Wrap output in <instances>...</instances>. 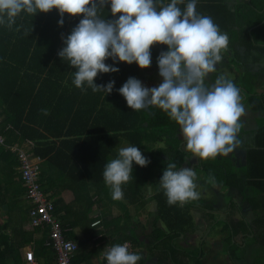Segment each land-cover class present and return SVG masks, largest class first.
I'll return each instance as SVG.
<instances>
[{
	"label": "trees",
	"instance_id": "obj_1",
	"mask_svg": "<svg viewBox=\"0 0 264 264\" xmlns=\"http://www.w3.org/2000/svg\"><path fill=\"white\" fill-rule=\"evenodd\" d=\"M188 2L189 0H184V3L179 4L178 7L183 11ZM167 3H170V0H157L158 7L160 4ZM251 4L253 6L244 1L242 9L237 8L235 9L237 11H229L223 4V0H197L196 11L199 14L210 16L219 28L234 25L236 20L242 18L239 30L241 42L247 49H252L256 48L253 43L255 39L252 40L253 33L256 34L260 29H264L263 23L257 26L264 19V13L259 14L256 11L264 8V0H252ZM239 12L243 15H240ZM101 15L111 19L110 7L104 9ZM60 18L56 9L48 13H37L35 16L22 12L16 18L11 29L6 25H0V131L5 136L6 142H17L27 151H31L33 155L44 158L43 164L55 168L60 173H65L69 169L76 170V173H71L63 178H68L70 184L67 185L64 182L61 188H71L79 204H85V201H88L89 207L94 205L95 208L97 200L93 202L92 195L89 193L84 195L77 190V187L84 191L88 188L89 182L93 184L97 181L103 182L105 165L110 160L117 158L121 143L127 142L129 146H137L150 160V163L146 167H140L133 163L132 182L128 181L122 185L123 199L131 203L133 208L136 204H143L144 201L146 203V200L155 202L156 217L152 227L156 232L152 231V238L174 239L176 243H171L168 246L176 249L177 241L181 240L180 235L185 240L188 234H192L198 229L191 209H204L203 202H201L204 193L201 192V189L204 188L202 187L204 182L208 180L216 187L220 188L223 185L232 190H239L243 196L248 195L247 201L250 210H257L259 207L262 209V216L256 219L253 224L242 218L236 222L232 221V223L225 221L227 226L222 229L225 238L228 239L230 235L235 236L236 232L255 233L250 239L253 241L258 239L259 244L264 247V124L257 131L256 147L247 150L246 164L240 168L244 174L242 178L237 175V168L231 162L233 151L226 156L218 155L216 158L207 160L193 156L185 146L181 145L179 125L171 120L163 110L157 107H148L139 111L132 110L127 106L124 97L119 94L118 89L129 77L140 78L144 69H140L136 63L128 65L118 62L113 66L118 67L119 72L98 74L95 79L97 85H105L111 80L115 81L113 92L109 95L104 92L94 93L87 85H85L86 91L82 92L72 83L75 69L70 68L66 60L61 61L57 53L64 46L61 36L66 37L70 34L72 28L78 24L82 17H70L65 14L62 27L58 24ZM249 32L251 33L249 34ZM258 49L260 55L261 51L264 53V47H258ZM166 50L164 45H154L151 48L152 62L156 64L160 52ZM105 62L113 64L111 59ZM52 78L56 80L48 84V80ZM254 89V85L251 84L246 85L244 89L253 92L246 94L249 106L252 109H264V86L261 88L262 90L260 89L263 92L259 96L255 95ZM59 94H61L60 97ZM10 103H13L14 108ZM36 107L50 112L48 115L39 117L38 111L32 113ZM68 119H72L71 126L65 127ZM156 142L162 145L156 146ZM1 148L2 146H0V150ZM189 156H192L193 159L190 160ZM169 161L176 164L177 169L183 167L194 169L196 177L200 180L198 191L201 196L199 199L188 201L183 205L169 206L164 190L159 183L163 169ZM18 171L21 179L19 165ZM153 176L157 177V182L152 181L151 177ZM39 182L45 193L46 190L42 186V176L40 175ZM21 183H23L22 179ZM148 186L151 187L152 192L151 189L148 192ZM141 190L145 191L148 197H144ZM98 193L96 188L93 194L97 195ZM104 193L105 196L111 198L110 190L104 191ZM231 193L230 190V195ZM101 196L99 194V199ZM47 197L50 199L49 196ZM232 199L229 205L233 204L234 200ZM119 203L123 207L127 206V203L120 201ZM53 204L54 215L59 221L65 238H69L75 243L71 257L72 263L81 264L80 262L85 259V252L81 251L83 243L77 240L78 237L73 234V231L66 227L63 216L60 215L62 209L60 200H53ZM235 205L238 204L235 203ZM63 207H68V210L72 205ZM238 207L240 211H243L242 206ZM99 215L103 220L107 219L105 208L99 210ZM84 217L85 220H90L87 213L84 214ZM123 217L124 221L118 224V227L112 222L106 225L109 230L116 227L118 231H114V235L120 233V238L105 239L98 245V248L111 247L128 240L131 243L130 252L142 256L141 247H144L145 239H141L137 234L136 225L129 226L130 212L123 211ZM160 219L167 230L164 234L157 226V221ZM212 221H210L209 229L208 226L206 227L209 233L203 238L201 244H205L209 236L212 237L210 228L213 224H217ZM88 224L89 222H87ZM206 229L204 228L202 231L204 232ZM4 230L5 228L0 226V244L3 245V252L8 253L5 257L15 262L11 264H19V259L11 252L9 236L3 234ZM46 230L42 231L41 237L35 241V246L37 252L45 258V262L56 264L55 248L45 244V240L49 236ZM248 234L247 237H249ZM259 249L248 262L264 264V248ZM3 252L1 253L3 254ZM142 258L144 257L142 256ZM138 262L143 263V259ZM3 263L4 260L0 257V264Z\"/></svg>",
	"mask_w": 264,
	"mask_h": 264
},
{
	"label": "clouds",
	"instance_id": "obj_2",
	"mask_svg": "<svg viewBox=\"0 0 264 264\" xmlns=\"http://www.w3.org/2000/svg\"><path fill=\"white\" fill-rule=\"evenodd\" d=\"M182 3L184 0H170L158 7L157 0H0V25L11 29L22 12L35 16L56 9L61 27L65 14L82 17L70 34L61 36L64 46L57 53L61 61L66 60L75 69L72 83L82 92L87 85L94 93L111 94L115 81L97 85L98 74L119 72L113 66L118 62L149 68L151 48L166 46L167 50L157 57L162 82L147 87L139 79L129 77L118 89L119 94L132 110H163L179 125L185 148L193 156L201 160L226 156L239 144V121L245 112L241 92L224 75L218 76L211 86L205 84V79L221 62L229 37L210 16L197 13V0H189L183 11L178 7ZM108 7L111 19L101 15ZM108 59L113 64H106ZM41 111L49 114L46 109ZM133 163L146 167L150 160L139 147L130 145L121 147L117 158L105 165L103 178L113 200L123 198L122 185L131 179ZM196 179L194 169H177L169 161L159 179L169 206L199 199ZM26 252L20 264L25 261ZM104 256L107 264H137L142 259L140 254L129 251L127 243L106 248Z\"/></svg>",
	"mask_w": 264,
	"mask_h": 264
},
{
	"label": "crops",
	"instance_id": "obj_3",
	"mask_svg": "<svg viewBox=\"0 0 264 264\" xmlns=\"http://www.w3.org/2000/svg\"><path fill=\"white\" fill-rule=\"evenodd\" d=\"M246 1L250 5L252 0H223V4L226 5L227 9L229 11H237L235 9H242L243 8V2ZM241 3V4H240ZM253 6V5H252ZM259 9V8H258ZM259 12V14L264 13V9L256 10ZM240 15H243L241 12H239ZM242 18H240L238 21L236 20L234 25L219 28L221 32L226 33L229 37V44L227 49L223 50L222 55V61L227 62L228 64H225L223 66L225 72L230 73L231 78L239 84L238 77H236V73L232 75L230 61H228L226 58L230 57L231 61H235L238 63H243V72L242 75H251L250 78H240L241 84L244 86L246 85H254L255 89V95L259 96L263 91H261L262 87L264 86V53L260 50L258 47L263 48L264 47V29H260L256 34H254L252 40L256 48L247 49L246 46L241 42V34H240V27L242 23ZM264 24V19L257 24V26H260V24ZM254 29V27H252ZM251 31V30H250ZM251 32H249L250 34ZM238 34V37H237ZM232 57V58H231ZM210 74V75H209ZM205 79V84L208 86L210 85L209 78L211 80H216L217 76H215L216 71L209 73ZM222 75V74H221ZM254 77V79H253ZM60 78V77H58ZM54 80V78L48 80V84H51ZM261 89V90H260ZM244 93L245 91L242 90ZM55 93V92H53ZM56 94V93H55ZM61 94H59L60 97ZM58 97V99H59ZM242 104L244 105V108H247L245 112L249 113V116L247 113H244L240 118V130L237 134V138L239 140L238 146L233 150V156L231 158L232 164H235L234 166L237 168L238 172L237 175L239 177H243V172H239L240 168L243 167L246 164V153L248 149L255 148L256 147V137H257V131L259 130L260 126L264 124V109H252L249 106V103L246 98L241 100ZM14 103V102H13ZM12 104V107L14 108V105ZM38 111V116L44 115L42 111L39 109V107H36L32 113H36ZM50 112V111H48ZM247 115V116H246ZM246 117V119H245ZM5 120V119H4ZM71 120L68 119V122L66 123L65 127L71 126ZM63 122V121H62ZM61 124V123H60ZM80 126V125H79ZM78 127V126H76ZM5 137V136H4ZM30 142V141H29ZM31 143V142H30ZM2 146L0 150V226L2 228H5L3 231V234L9 236L10 240V248L13 255L19 259V264L21 260L24 258V253L26 251H33L36 257V260L41 264H49V262H45V258L41 256L37 252V248L35 246V241L39 239L42 235V231L40 229H33L29 224V208H30V202L28 201V198L26 196V189L24 190V185L21 183V179L19 176L18 171V165L20 166V161L18 159V150H21L25 152L27 155H29V158L31 160H36V158L39 160V175L42 176V186L46 190V195L50 197V199L53 201L55 199L60 200V205L62 209L60 210V215L63 216V221L68 228V230L71 231H77V237L79 241H82V252H85V259L84 261L80 262L81 264H102L103 259L105 258L104 252L106 248H109L110 246L103 247L102 249L98 248V245L102 243L105 239L109 240H115L120 238V233L117 235H114V231H118V229L115 227L112 228V230L106 229L103 224V219L99 215V210L104 209L105 211L107 208L105 206L110 205L108 204L109 200H113L112 197L109 198L108 196H105L104 191L110 190V188L103 186V182H96V183H90L88 184V188H86L84 191L79 190L77 187V190L81 193H84V195H92L91 200L94 202V200H97L96 202V208L94 205L89 207V202L85 201V204H79L78 200L75 199L74 192L71 188L62 189L61 186L65 182V184L69 185L68 178L63 179L65 176L70 175L71 173H76V170L69 169L65 173L58 172L55 168L43 164L45 161L44 158H41L39 155H33L31 151H27L23 147H21L17 142L7 143L6 138L4 141V144H0ZM11 147V148H10ZM14 148V149H13ZM241 155V156H240ZM17 156V157H16ZM242 162V163H238ZM242 171V170H241ZM98 189L99 193L93 194ZM143 192V190H141ZM148 192H150L148 190ZM240 192V191H238ZM104 193V194H101ZM204 193V192H203ZM253 195V191L251 192ZM99 194L102 195L99 199ZM232 194V193H231ZM242 195V194H241ZM233 197V195H232ZM243 201L239 203L238 198H234V203L238 204V206H242L243 211H241L242 218L245 219V221L249 223H254V221L258 218H260L262 215L261 213H258L257 210H250V206L248 204V195L243 196ZM217 199V198H216ZM103 200V203L101 204V201ZM257 200V195H256ZM218 203L223 202L221 199V195L219 196V199H217ZM230 201V197H229ZM122 203H129L124 199V201H120ZM228 202V201H227ZM217 203V204H218ZM253 203V201H252ZM72 205L68 210V207H63L66 205ZM121 205L118 204V207ZM153 206V205H152ZM221 206V205H220ZM230 206V205H229ZM227 206L220 210L223 211V215L226 217L227 215ZM103 207V208H102ZM88 210H87V209ZM155 208V204L154 207ZM151 208V209H153ZM196 209V208H194ZM240 210V208L238 207ZM90 213H89V212ZM115 211V210H113ZM112 214H115L113 213ZM110 212V210H109ZM255 212L258 213L255 215ZM87 213V215L90 217V220H85L84 214ZM107 216H110V213L106 212ZM241 216H239L241 218ZM230 222L237 221L234 220V218H229ZM101 220V221H100ZM99 221L96 224H93V222ZM87 222L89 224L87 225ZM209 224L210 222H206L205 218L198 217L197 221V227L198 229L194 232H198V235L200 236H193L194 233L188 234L187 238L184 240V237L182 235L179 236L181 240L177 241V247H179V243L182 242L184 245L182 248H180V254L177 256V253L174 254V256L177 258V263L172 264H212L213 262H223L225 263L228 260V255L230 253V247L227 241L229 238L234 239V236L230 235V237L224 238L220 234V236L217 237H211L209 236L205 242V244H201L203 241V238L206 236L204 235L206 231H202L204 228L206 229V224ZM83 225V226H81ZM131 227V224H129ZM81 228V229H80ZM84 228H86V231L83 232ZM120 231V230H119ZM209 231V230H208ZM137 233H141L140 229H138ZM209 233V232H207ZM164 234V233H163ZM248 233L241 234L239 232V237H241L242 241L247 237ZM255 234V233H254ZM253 233L248 234L249 238H251ZM145 237V238H144ZM183 237V238H182ZM141 239H145L144 241V248L142 251L143 263L137 262V264H164L163 261L160 259H157V247L160 246V249L166 250V246L170 245L171 243H176V240L174 239H167L165 237L162 238H152L143 235L141 236ZM155 239V240H154ZM216 239V240H215ZM210 240L209 244L207 243ZM224 242L223 244L221 242ZM251 241H253L251 239ZM158 243V244H157ZM203 243V242H202ZM214 243H218L219 248H213L212 245ZM238 245V248L244 247V242H236ZM189 248H188V246ZM198 246V249H197ZM249 248V247H244ZM242 248V249H244ZM6 249V248H5ZM169 249V247H168ZM240 250L238 254H236L237 263L235 264H244V254H251L253 253L254 256L257 254L258 250ZM195 250V251H194ZM219 250V251H217ZM3 252V245L0 244V257L4 260L3 264H11L15 263L12 259H8L5 256L8 255V253H1ZM165 252V251H164ZM169 255L170 257L173 255L170 251ZM154 254V255H153ZM149 255V256H148ZM153 256V257H152ZM219 256H225L226 260H221L223 258ZM169 257L167 256V259ZM251 259V258H250ZM49 261V260H48ZM166 264H171L170 261L165 260ZM252 263V262H251ZM55 264V263H53Z\"/></svg>",
	"mask_w": 264,
	"mask_h": 264
},
{
	"label": "rangeland",
	"instance_id": "obj_4",
	"mask_svg": "<svg viewBox=\"0 0 264 264\" xmlns=\"http://www.w3.org/2000/svg\"><path fill=\"white\" fill-rule=\"evenodd\" d=\"M263 9L264 8H262V10ZM226 59L228 61H230L232 75H234L236 73V77L239 78L238 81L241 84L240 78L242 79V77H244V75H242L243 72L240 70V68L242 69V67H240V65H238L235 61H231L230 57H227ZM245 77L246 78H250L251 75H245ZM253 79H254V77H253ZM139 80L147 87H154V86H157L160 82H162V78L158 75L157 62H156V64L154 62H152L149 68L144 69L142 71L141 75H140ZM232 81L234 82L236 87L240 90L241 96H242V100H243L244 99L243 98L244 97L243 91L241 90L240 87H238L237 83L234 80H232ZM246 110H247V108H245V111ZM244 113H247V115L249 116L248 112H244ZM245 119H246V117H245ZM156 144H157L156 146H158V145L161 146L162 145L161 143H158V142H156ZM126 146H129L127 142H123V143L120 144V148L121 147H126ZM238 163L240 164L242 162H238ZM233 165H235V164H233ZM236 171L238 172V170H236ZM239 172L240 173L242 172L241 169H240ZM201 174H203V173H201ZM199 178L200 179H204L203 177H199ZM151 179H152L153 182H157V177L156 176L151 177ZM129 181L132 182L131 179ZM196 183H197V185H200V180L198 178L196 179ZM102 184H103V186H105L107 188L109 187V186H107L105 184V181ZM202 187H204L203 190H205V194H203L204 198L201 201V202H203L204 209H191V213L193 214V216H194L196 221H198V217H202V216H203V218H205L206 222H210L213 219L212 222L215 221V222H217V224L216 223L213 224L212 228H210V233H211L212 237H217L218 238L220 236V234H221L222 237L225 238V235L222 232V229H225V227L227 226L225 221L227 223H229L230 222L229 218H234L235 217L236 219H234V220H239V219L242 218L241 211L238 209V207L235 205L234 202H233V204H231L229 206V204H230L229 197H230V200H231L232 199V195H233L234 198H238L239 199V203H241V201H243V197H242L241 193L237 192L239 190H236V189L232 190L231 188H229L227 186H223V185H221L220 188H219V187L214 186L208 180L204 182ZM150 189H151V187H150ZM230 190L232 191L231 195H230ZM110 191H111V189H110ZM152 191L153 190L151 189V192ZM143 193H144V197H148L145 191H143ZM220 195H221V199L223 200V202L221 201V203H218L217 199H219ZM119 201H124V199L122 198L120 200H111V199L109 200L108 204L110 203V205L105 206L107 208V210L105 212L110 213V216H107V219H105L107 221L104 220L102 226H104L106 229H108L109 227L106 226V225L109 224L110 222H112L114 225H117V227H118V224H120V223H122L124 221L123 211L127 210V211L130 212V215H131V217L129 219L130 222L128 224H131L132 227L134 225H136L137 226L136 229H140L142 235L140 233H137L140 237L143 236V235L144 236L146 235L147 237L152 239V235H151L152 231L156 232L155 228L152 227L153 221L155 220V217H156L155 208H153L155 202H153L151 200H149V201L146 200V203L144 201L143 204L142 203L141 204H136L135 208H133V205H131V203H128V204L125 203L127 205L126 207L125 206L124 207L123 206L118 207V204H120ZM102 203H103V200L101 201V204ZM226 203H227V206H229L227 208V210H226L227 211V215H228L227 217L225 215H223V211H225L224 208L226 207ZM219 207L221 209H223V211L220 210ZM151 208H153V209H151ZM109 210H110V212H109ZM113 210H115V211H113ZM261 210H262L261 207H259L257 209L258 213H261ZM111 211H113V213H115V214H112ZM258 213L255 212V215L257 214V216H258ZM239 216H241V218H239ZM242 219H244V218H242ZM157 222H158L157 226L160 227L162 234L167 232L166 227H165L164 223L161 221V219L159 221H157ZM209 224H206V226H208V229H209ZM208 229L205 230L206 231L205 234H204L205 236H207V234H208L207 233ZM73 234L77 235V231L75 230L73 232ZM197 235H198V232L194 233L193 236L196 237ZM198 236H200V235H198ZM226 237H227V235H226ZM234 237H235V242H234V240L232 238L229 239V241H227L229 246H231L229 248L230 249V253L228 255V260L225 262V260H226L225 256H219V257L223 258L221 260H224L225 263H223V262H213L212 264H235V263H237V258H236L235 252L238 254V252L244 247H249V248H244L242 250H247V249L256 250V249H259V248H264V247H262L259 244L258 239H255L254 241H251V239L249 237H246L242 241L241 237H239V232H236ZM209 242H210V240L207 243L209 244ZM236 242H244V247L242 246V248H238L237 247L238 244ZM221 243L223 244L224 242L222 241ZM217 244L218 243H214L212 245V247L213 248H219L220 246L217 245ZM160 246H162V245H159V247L156 248V250H158V252L156 254L157 259H160L161 261H163L164 264H166L165 260H167V261L169 260L171 264L172 263H177V258L174 256V254L177 253V256H179L180 250H178V249H180V248H182L184 246L182 244V242L179 243V247H177L176 249L175 248H169L168 249L169 246H166L165 247L166 250H162V249H160ZM143 248L144 247H141L142 251H143ZM188 248H189V246H188ZM168 251H170L173 254L171 257L169 255ZM217 251H219V250H217ZM167 256L169 257L168 259H167ZM244 256H245V259H246L244 264H253V263L248 262L250 257L254 256L253 253H251L250 255L249 254H244Z\"/></svg>",
	"mask_w": 264,
	"mask_h": 264
},
{
	"label": "built area",
	"instance_id": "obj_5",
	"mask_svg": "<svg viewBox=\"0 0 264 264\" xmlns=\"http://www.w3.org/2000/svg\"><path fill=\"white\" fill-rule=\"evenodd\" d=\"M1 124V116H0ZM5 137L0 131V144H4ZM11 148V147H10ZM14 149V148H13ZM20 161L21 179L26 188V196L31 206L29 209V224L32 228L47 229L48 238L45 240L47 246L52 245L56 250V264H73L71 257L75 249V243L69 238H65L58 219L54 215V204L46 193L41 189L39 182V160H31L29 155L18 150ZM47 227V228H46ZM127 243L131 251V243L126 240L120 244ZM21 264H40L31 251L26 252V259ZM102 264H107L104 258Z\"/></svg>",
	"mask_w": 264,
	"mask_h": 264
},
{
	"label": "flooded vegetation",
	"instance_id": "obj_6",
	"mask_svg": "<svg viewBox=\"0 0 264 264\" xmlns=\"http://www.w3.org/2000/svg\"><path fill=\"white\" fill-rule=\"evenodd\" d=\"M240 61L238 60V65H240V67H242V71H243V63H239ZM225 64H228L227 62H225V61H222V62H220L218 65H217V67H216V73L217 74H215V76H220L221 74L222 75H224V76H226L228 79H230V80H233V78H231V75H230V73H227V72H225V70H224V68H223V66L225 65ZM208 82H210V85H211V83L213 84V83H215V80H211V78H209V80H207ZM238 85V87H240L241 88V90H244L245 88H246V86L244 85V87L240 84V82H239V84H237ZM245 91V90H244ZM244 93V92H243ZM247 93H253V92H248V91H245V93H244V97L243 98H246V94ZM181 136V135H180ZM185 144H186V141L181 137V145L182 146H185ZM188 158H190V160L191 159H193V157L192 156H189ZM201 192H204V194H205V190H203V189H201Z\"/></svg>",
	"mask_w": 264,
	"mask_h": 264
},
{
	"label": "water",
	"instance_id": "obj_7",
	"mask_svg": "<svg viewBox=\"0 0 264 264\" xmlns=\"http://www.w3.org/2000/svg\"><path fill=\"white\" fill-rule=\"evenodd\" d=\"M148 190L150 191V186H148Z\"/></svg>",
	"mask_w": 264,
	"mask_h": 264
}]
</instances>
